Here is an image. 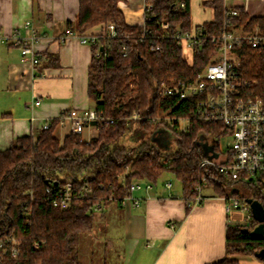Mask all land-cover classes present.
Wrapping results in <instances>:
<instances>
[{"label": "trees", "instance_id": "16d2710c", "mask_svg": "<svg viewBox=\"0 0 264 264\" xmlns=\"http://www.w3.org/2000/svg\"><path fill=\"white\" fill-rule=\"evenodd\" d=\"M122 1L79 0L76 24L68 22V27L79 34L101 24L115 27L116 36H99L91 45L88 97L97 114L106 120L97 126V137L87 142L70 133L61 142L55 135L61 122L57 118L37 139L19 137L0 151L1 264H79V239L95 224L94 207L119 203L130 194L134 180L155 184L170 173L181 183L187 200H193L197 186L202 185L217 197L235 196L241 203L256 200L264 206V185L248 179L232 180L215 168L200 167L209 155L199 139L218 141L228 134L226 128L192 118L191 102L158 94L162 82L194 78L217 51L215 43L204 41L195 47L189 62L181 44L167 37L176 30L192 29L188 0H146L153 4V11L145 13L150 19L144 28L126 23L118 8ZM181 2H185L184 8L179 6ZM205 5L214 8L215 18L203 27L217 36L227 21L223 1L211 0ZM234 9L239 15L228 19L229 29L251 31L258 26L264 32V17H249L242 9ZM163 21L170 24L169 29L162 28ZM97 51L99 57L95 56ZM239 52L243 77L256 80L257 94L264 97V46L244 44ZM187 119L189 125L180 131L179 122ZM159 126L172 128V148L163 150L151 142ZM134 132L141 140L127 146L125 141ZM217 141L212 147L219 151ZM67 183L73 186L74 198L71 206L62 210L53 206L52 198ZM86 188L87 193L81 196ZM258 224L252 217L248 224L228 225L226 257L211 264H239L231 256L255 255L264 249V239H253L245 232ZM11 237L20 243L16 258L6 244Z\"/></svg>", "mask_w": 264, "mask_h": 264}, {"label": "crops", "instance_id": "0c3cea01", "mask_svg": "<svg viewBox=\"0 0 264 264\" xmlns=\"http://www.w3.org/2000/svg\"><path fill=\"white\" fill-rule=\"evenodd\" d=\"M145 1L118 4L128 25L143 23ZM207 1L211 0H188L192 28L214 20V8L205 5ZM222 1L224 8L264 17V0ZM78 10L79 0H0V35L11 37L19 30L26 37L24 24L30 21L40 37L34 44L40 57L35 67L23 58L20 46L0 44V151L19 137L37 139L45 122L72 109L94 108L88 97L92 48L71 36L75 31L68 27V22L76 24ZM99 30L97 25L85 32ZM36 99L39 106L34 105ZM70 133L68 122L55 131L61 142ZM97 134L94 126H87L82 138L89 142ZM136 194L141 198L139 207L111 202L96 214L93 228L80 236L79 264H211L226 257L227 226L247 221L244 212H227L225 199L208 187L201 204H189L181 183L178 186L167 176ZM231 258L239 264H264L255 255Z\"/></svg>", "mask_w": 264, "mask_h": 264}, {"label": "built area", "instance_id": "2783aa9c", "mask_svg": "<svg viewBox=\"0 0 264 264\" xmlns=\"http://www.w3.org/2000/svg\"><path fill=\"white\" fill-rule=\"evenodd\" d=\"M185 2L179 6L185 7ZM153 11V4L145 1L144 21L140 25L144 28L145 22L150 17L145 13ZM239 15V11L234 8H224V16L227 18L223 31L217 35H210L203 25L192 28L190 31H174L167 34L168 38L178 41L183 47V51L190 54L189 62L192 59L195 47H199L204 41L211 40L216 44L217 51L212 56L210 62L190 80H172L162 82L158 87V94L165 98L179 101H189L193 106L192 118H197L205 124H221L228 131L226 136L232 138V145L227 152L222 153L212 148L210 156L200 162V167H212L220 174L232 180L248 179L258 184L264 185V97L257 94L256 80L245 79L241 73V57L239 49L247 44L253 48L264 46V32L256 26L251 31L231 30L228 28V19ZM30 21L25 22L26 37L21 36L19 30L15 31L11 37L0 35V44L12 42L20 46L23 58L37 66L40 61L34 44L40 40L36 30L30 26ZM163 29H169L170 24L166 21L161 23ZM116 36L113 24H101L100 30L96 33H70L77 37L81 43L92 45L99 36ZM126 55V53H124ZM96 57L100 56L97 51ZM41 101L35 100L34 105L39 106ZM136 118V116H134ZM62 123H69L70 131L76 135H82L87 126L103 124L106 120L100 117L95 108L72 109L60 118ZM113 123V120H108ZM189 125L190 120L180 121ZM179 122V126H180ZM50 122H45L42 130L48 129ZM184 129V130H185ZM205 182V179H203ZM153 183L148 181L134 180L130 185V194L119 201V204L126 206L132 204L139 207L141 198L137 192L148 191ZM172 183L167 182L166 187L171 188ZM203 186L198 185V194L193 200H188L189 204L199 205L203 202ZM87 188L80 193H87ZM74 198V190L71 183H67L56 192L52 198L54 207L62 210L71 206ZM227 203V212L241 211L246 213L247 221L253 217L249 203H241L235 196L224 198ZM104 205L94 207L95 214H101ZM246 221V222H247ZM6 244L11 246L12 257L18 256L19 241L11 237L6 240ZM2 246V245H1ZM39 244H35L38 248ZM5 254V253H4ZM2 258H0L1 264Z\"/></svg>", "mask_w": 264, "mask_h": 264}, {"label": "rangeland", "instance_id": "374dc122", "mask_svg": "<svg viewBox=\"0 0 264 264\" xmlns=\"http://www.w3.org/2000/svg\"><path fill=\"white\" fill-rule=\"evenodd\" d=\"M184 56L186 59L191 58L189 52H187V51L184 52ZM167 123L171 124V121L168 120ZM173 123H175V122H173ZM185 126H186L185 123L180 122V126H178V128L180 131L181 130L184 131ZM80 136L82 138L83 134ZM96 137H94L93 139H95ZM82 140H83V138H82ZM140 140H141L140 134L134 132L126 139L125 144L127 146H132V145L137 144ZM216 141H217L216 139H214L213 142H211L210 140L204 141V139L202 137L199 139V142L201 143L203 149L205 150V152L209 156H210V147L213 146V144ZM151 142L155 143L158 147H160L163 150H167V149L172 148V146H174V144H175V135L173 133L172 128H170L168 126H159L157 129H155L153 131L152 136H151ZM217 142L219 144V148H220L221 152L225 153V152H227L228 148H230L232 145V138L230 136L225 135V136L221 137ZM164 176L173 178L174 183L178 186L180 185V183L176 180L174 175H171L170 173H166L162 177H164ZM249 222L250 221H247V222H245V224H248Z\"/></svg>", "mask_w": 264, "mask_h": 264}, {"label": "water", "instance_id": "95a60500", "mask_svg": "<svg viewBox=\"0 0 264 264\" xmlns=\"http://www.w3.org/2000/svg\"><path fill=\"white\" fill-rule=\"evenodd\" d=\"M212 146L210 147V151L212 150ZM248 203L251 206L253 218L259 223L254 229L245 232H249L251 237L256 240L264 239V206L259 201L249 200ZM255 256L259 259H264V249L257 252Z\"/></svg>", "mask_w": 264, "mask_h": 264}]
</instances>
